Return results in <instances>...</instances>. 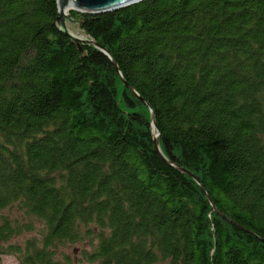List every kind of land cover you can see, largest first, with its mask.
<instances>
[{"label":"trees","instance_id":"1","mask_svg":"<svg viewBox=\"0 0 264 264\" xmlns=\"http://www.w3.org/2000/svg\"><path fill=\"white\" fill-rule=\"evenodd\" d=\"M69 14L120 74L0 0V264H264V0Z\"/></svg>","mask_w":264,"mask_h":264},{"label":"water","instance_id":"2","mask_svg":"<svg viewBox=\"0 0 264 264\" xmlns=\"http://www.w3.org/2000/svg\"><path fill=\"white\" fill-rule=\"evenodd\" d=\"M144 1H148V0H55L56 13L58 14V17L56 18L54 24L59 29V31H61L66 37H68L75 43L78 49L81 50L80 47L83 44V45H92L93 47L101 51L105 56H107L110 59L115 70L118 72V74H120L115 62L111 60L110 56L107 54L105 50L100 48L92 40L88 39L87 35H85L86 38L84 36L83 38H79L75 36L68 29V22H70L72 24L76 23V25H78V28L81 31V24L73 20L69 13L76 12V13L84 14V15H100V14L117 11L119 9H123V8L129 7L131 5L144 2ZM150 1H154V0H150ZM66 11L68 12L66 13ZM129 89L133 93H135V91L131 87H129ZM151 128H152V131L156 129L155 119L153 115L151 116ZM158 137H159V132L157 131L156 134H154V140H153L155 150L157 151L160 158L163 161H165L166 164H168L159 150ZM177 170L180 171L181 173H186L189 177L195 179L193 175L185 172L184 170L178 169V168Z\"/></svg>","mask_w":264,"mask_h":264},{"label":"rangeland","instance_id":"3","mask_svg":"<svg viewBox=\"0 0 264 264\" xmlns=\"http://www.w3.org/2000/svg\"><path fill=\"white\" fill-rule=\"evenodd\" d=\"M68 29L77 37L79 38H83V36L86 38L85 34H83L80 29L78 28V25L72 24L70 22H68ZM3 216H7L11 219H15V218H20L19 217V213L15 210V209H10V210H4V211H0V217ZM36 229H39V226L36 225ZM39 238L38 237V230H36L33 233L30 234H25L23 236H21L20 238L14 239L11 241V243H17V244H22L23 242H25L27 239H31V238ZM86 250L89 251L90 247L88 246V244L86 242L82 243V244H78L76 246L70 247L68 249L62 250L64 253H69L75 260L80 259V253L81 251ZM1 264H18L17 260L12 257V256H5L2 257L1 260Z\"/></svg>","mask_w":264,"mask_h":264},{"label":"bare ground","instance_id":"4","mask_svg":"<svg viewBox=\"0 0 264 264\" xmlns=\"http://www.w3.org/2000/svg\"><path fill=\"white\" fill-rule=\"evenodd\" d=\"M68 11H66V13H67Z\"/></svg>","mask_w":264,"mask_h":264}]
</instances>
